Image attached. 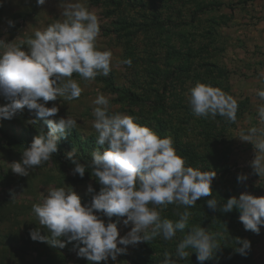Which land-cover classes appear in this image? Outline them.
Masks as SVG:
<instances>
[{
  "label": "rangeland",
  "instance_id": "obj_1",
  "mask_svg": "<svg viewBox=\"0 0 264 264\" xmlns=\"http://www.w3.org/2000/svg\"><path fill=\"white\" fill-rule=\"evenodd\" d=\"M81 3L97 16L100 26L97 47L110 50L112 61L106 77L98 75L86 82L74 74L73 78L84 89L79 99L58 97L45 105L58 106L59 112L52 119L70 116L77 120V127L72 130L77 136L70 139L72 149L91 156L99 148L91 112L92 100L100 92L109 98L112 112L134 116L137 123L149 126L162 137L170 136L177 154L185 160L194 158L195 168L213 171L229 168V176L215 178L211 184L214 198L221 203L243 192L264 196V174L256 175L250 166L255 157L254 147L238 138L242 129L264 127L257 114V106L262 102L256 96V90L264 87L261 79L264 0H81ZM218 3L221 5L216 7ZM58 5L59 0H46L42 6L36 0H2L0 39L27 49L25 41L34 37L35 31H43L63 19ZM9 19L15 22V27H8ZM148 23L158 24L148 26ZM125 59H131V66L122 63ZM220 71L223 72L219 74ZM197 81L218 87L237 100L235 123L219 116L197 118L191 113L185 93ZM6 103L0 97V106ZM33 119L36 118L25 109L13 119H0V129L34 138L40 132V121L44 120L30 122ZM20 158L21 150L3 143L0 134V264H88L86 259L77 257L74 242L61 249L33 241L29 232L41 227L32 213V205L40 203L42 193L46 195L50 188L71 186L82 205L91 202L94 193L87 192L88 185L94 192L100 188L90 176L91 169H86L80 178L71 173V164L49 159L23 177L9 168ZM240 174L247 176L246 181L237 182ZM199 207L196 201L195 207L188 209L189 227L200 225L217 234L220 244L214 258L203 264H245L235 251L236 237L250 241V264H264V227L257 235L243 228L236 210L223 213L213 212L207 204L204 211ZM183 211V206L170 204L161 210V216L176 220L177 213ZM102 218L107 222L108 218ZM111 219L117 222L121 236L130 230L131 225L122 224L124 218ZM46 231L41 227V235ZM182 236L178 232L171 241L157 237L129 246L125 254L119 255L115 262L109 259L108 264H161L165 251L174 256ZM177 264L199 262L195 253H191Z\"/></svg>",
  "mask_w": 264,
  "mask_h": 264
},
{
  "label": "clouds",
  "instance_id": "obj_2",
  "mask_svg": "<svg viewBox=\"0 0 264 264\" xmlns=\"http://www.w3.org/2000/svg\"><path fill=\"white\" fill-rule=\"evenodd\" d=\"M45 3L46 0H36L38 6ZM58 6L63 19L43 31H35L34 37L25 41L27 49L0 39V97L7 101L0 106V119H13L27 109L36 118L30 122L43 119L48 128L47 132L41 128L30 145L24 147L20 160L9 164L14 174L23 177L49 161L58 150L59 140L77 127V120L70 116L52 119L59 108L55 104L47 107V102L58 97H81L84 89L74 74L91 82L98 75L106 77L111 72L112 52L100 50L96 44L100 33L97 16L81 0H59ZM7 25L15 27V22L9 19ZM122 63L131 66L132 61L125 59ZM185 95L195 117L219 116L236 122L238 102L220 88L197 81ZM256 96L262 102L257 106L258 119L264 124V87L256 90ZM92 105V128L99 148L91 153L87 165L76 158L75 148L65 153V158L73 166L71 173L80 178L90 168V176L100 185L99 191L94 192L88 185L87 192L94 194L91 202L84 205L71 186L53 187L46 195L42 193V201L32 205V213L47 231L41 235V227L31 229L30 238L61 249L74 242L78 258L86 259L88 264H108L109 259L115 262L125 254L129 246L157 237L171 241L180 232L183 236L176 244L174 256L165 251L161 264H177L191 253H195L199 264L213 259L220 248L217 234L200 225L189 227L188 209L195 207L198 199L212 197L216 172L186 166L170 136L162 137L149 126L137 123L134 116L112 112L109 98L103 93H97ZM238 138L253 145L255 157L250 166L256 175L264 174V127L242 129ZM246 179L243 174L237 176L238 183ZM170 204L184 208L176 220L161 216V210ZM206 204L213 212L236 210L243 228L254 234L258 235L264 227V196L243 192L223 203L210 198ZM113 216L124 218L121 222L125 227L131 225L125 235L119 234ZM102 217L108 218L107 222ZM233 241L235 251L246 256L250 241L240 237Z\"/></svg>",
  "mask_w": 264,
  "mask_h": 264
},
{
  "label": "trees",
  "instance_id": "obj_3",
  "mask_svg": "<svg viewBox=\"0 0 264 264\" xmlns=\"http://www.w3.org/2000/svg\"><path fill=\"white\" fill-rule=\"evenodd\" d=\"M220 5H221V3H218L216 5V7H218ZM200 8H201V10H203L202 6ZM205 8H207V7H204V9ZM152 24L156 25L158 23H148V26H150ZM222 72L223 71H220L219 74L222 73ZM109 84H111V81H109ZM40 126L45 132H47L46 124H45L44 121H40ZM0 134H1L2 139H3V143H5L6 145H9L11 147L18 148V149L21 150V152L23 151L24 147H28L30 145V143L32 142V140H33L32 137H28V136H25V135H17L15 133H9L6 130H2V129H0ZM76 136H77V134L73 131V132L70 133V136L62 137L59 140V142H58V150H57V152L54 153L50 159L55 161V162H64V163L70 164V162L65 158V153H67V152L72 150V145L70 143V139L71 138H75ZM76 158L78 160H80L82 163L86 164V165L91 160V156L84 155V154H79V153H76ZM194 165H195L194 158L189 157L188 159H186V166H191V167L195 168ZM205 170L211 171L210 169H203L202 171H205ZM229 170L230 169L226 168V167L220 168L218 171H215L216 172V177L215 178H217V179L226 178V176L228 175ZM234 176H235V174H234ZM210 198H214V192L213 191H212V197L211 196L202 197V198L197 200V201H199V204H200L199 208H200L201 211H204V205L206 204V200L210 199ZM249 254H250V251L248 252V254L246 256H242L240 254H237V256L238 257H242L243 260H245V264H250Z\"/></svg>",
  "mask_w": 264,
  "mask_h": 264
}]
</instances>
